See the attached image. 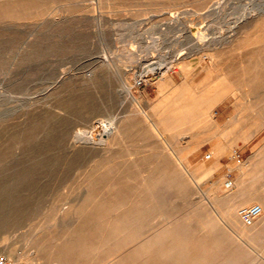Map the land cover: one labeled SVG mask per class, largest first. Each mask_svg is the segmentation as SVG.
<instances>
[{"label": "rangeland", "instance_id": "1", "mask_svg": "<svg viewBox=\"0 0 264 264\" xmlns=\"http://www.w3.org/2000/svg\"><path fill=\"white\" fill-rule=\"evenodd\" d=\"M258 79L264 0H0V250L47 264L43 239L105 236L123 210L107 208L163 176L165 217L80 264H264V230L228 220L264 189ZM91 192L102 217L77 221Z\"/></svg>", "mask_w": 264, "mask_h": 264}, {"label": "bare ground", "instance_id": "2", "mask_svg": "<svg viewBox=\"0 0 264 264\" xmlns=\"http://www.w3.org/2000/svg\"><path fill=\"white\" fill-rule=\"evenodd\" d=\"M171 67H172L171 63L170 64L161 63L160 65H158V67H156V69L154 67L155 70L152 71L151 76L153 78L155 76H162L166 72H168L171 69ZM149 73L150 71L144 72V76L149 77ZM130 89L131 87L127 86V91L129 93H131ZM161 177L163 176H158L148 181L143 180L140 188L136 189V193L124 194L121 201H119L115 206H111V207L109 206L107 208L108 212H115L116 210L122 209V208L123 210L120 214L116 215V217L113 218L112 224H114V226L109 228V233H106L105 236H101V238L95 237L90 243L86 240H80V239L67 240L66 244L64 242L62 246L64 249L63 251L59 249L62 247H61V242L60 244H58V239L53 238V237H46L45 239H43V241L39 245L40 247L39 251L44 255L45 263L47 264H80L82 261H84L83 255L85 256V254H88L89 252H95L103 243L110 242L111 240L116 238L119 233L124 234L128 232L129 230L134 231L138 227H141L142 222L146 218L150 216H154V217L159 216L162 218L165 217L164 216L166 213V207H165V200H166L165 195L166 194L165 193L167 191H166V188L164 187L166 183L164 179L163 180L161 179ZM262 193H264L263 188L255 190L254 193H252L253 195H250L248 199L246 200V202L258 201L259 204L257 205H259L262 208V214L264 215V195H261ZM94 197H95V194L91 192L82 201L79 207H76L75 210H73V215L76 217L77 221H79L78 219L88 220L89 218L94 217V216H96L97 218L102 217L99 213V210L104 205L102 206L98 205V210L96 211V213L95 211H92L94 208L93 204L95 202ZM126 206L127 208H125ZM228 220L230 224L234 226V228L238 229L241 235H245L248 238L254 235H257L264 230V222L260 228H256V227L247 228L245 227L246 225L244 224L239 225L236 219L230 217V214L228 216ZM72 232L79 233L80 232L79 227L75 228ZM165 236H166L165 233H160L159 235H157L153 243L148 242L144 246L143 248L144 251L142 255L144 256L145 261L148 260L151 256L148 252L149 249L151 248L155 250V254H157V256L165 253L164 245L163 246L161 245L162 242H164ZM171 242H172L171 243L172 246L171 245L170 246L172 248L170 249L178 248L180 246L179 238L175 237ZM0 253L6 256L8 259H11L14 264H31L30 262H26L27 259L24 261L20 259L19 256L17 257L15 254L16 253L15 250L11 247H7L3 245L2 250H0ZM258 259H260V256ZM232 262L233 261L230 258H225L219 264H232ZM212 264L214 263L212 262Z\"/></svg>", "mask_w": 264, "mask_h": 264}, {"label": "built area", "instance_id": "3", "mask_svg": "<svg viewBox=\"0 0 264 264\" xmlns=\"http://www.w3.org/2000/svg\"><path fill=\"white\" fill-rule=\"evenodd\" d=\"M140 85V83H138ZM262 208L254 204L249 207H244L239 210V217L244 225L251 226L253 223L261 216ZM0 264H14L11 260H9L6 256L0 253Z\"/></svg>", "mask_w": 264, "mask_h": 264}, {"label": "crops", "instance_id": "4", "mask_svg": "<svg viewBox=\"0 0 264 264\" xmlns=\"http://www.w3.org/2000/svg\"><path fill=\"white\" fill-rule=\"evenodd\" d=\"M261 93L264 94V82H261V79H258V81H257V94H258V96L261 95ZM221 152H223L221 149L220 150L215 149L213 151V153H215V154H221Z\"/></svg>", "mask_w": 264, "mask_h": 264}]
</instances>
